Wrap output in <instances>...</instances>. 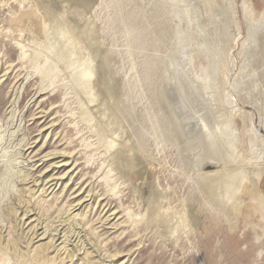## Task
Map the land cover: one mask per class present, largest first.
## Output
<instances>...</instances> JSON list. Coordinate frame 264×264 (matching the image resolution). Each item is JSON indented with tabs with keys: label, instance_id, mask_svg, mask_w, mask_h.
<instances>
[{
	"label": "rangeland",
	"instance_id": "rangeland-1",
	"mask_svg": "<svg viewBox=\"0 0 264 264\" xmlns=\"http://www.w3.org/2000/svg\"><path fill=\"white\" fill-rule=\"evenodd\" d=\"M0 264H264V0H0Z\"/></svg>",
	"mask_w": 264,
	"mask_h": 264
},
{
	"label": "bare ground",
	"instance_id": "bare-ground-1",
	"mask_svg": "<svg viewBox=\"0 0 264 264\" xmlns=\"http://www.w3.org/2000/svg\"><path fill=\"white\" fill-rule=\"evenodd\" d=\"M258 25H260V23ZM250 28H248V29H250ZM258 28H259V26H258ZM252 29H254V28H252ZM249 32L250 31H248V33ZM251 33L252 32H250L249 34H251ZM242 53H243V51H242ZM210 75H211L210 73H208L207 75H205V76H207L206 78L209 77L208 79L205 78L206 79L205 81L199 80L197 77H194V79L197 80V82H199L198 83L199 86L196 87V89L198 91V95H197V97H196V99L194 100L193 103H194V105L196 103V106L198 105L197 107L199 109L208 112V115L207 116L205 115L206 116V119L205 120L208 121V123H207V125L209 127L208 130L211 131V128L214 129V130H212L213 133L211 131L212 134L209 133L210 135L208 133H207L208 134L207 135L205 133L206 131L204 130L205 131L204 133L206 134V139L203 140V144H204L205 150H204V153L199 158V161L201 162V166H204V165L208 164V162H211V163H221L223 165H228V164H231V160L230 159L233 157V155L231 154L232 147H230V144H231L230 143V138H229V136H227V133L225 131V129L227 130V128L225 127V129H224V123L223 122L226 119L224 120L223 113H222L223 111L221 112V108L219 109V106H218V105L222 106V103L220 102V104H218V102H217L218 100L216 101L215 97H214V99L211 98V97L210 98L207 97V98H205V100H206L205 101V100L202 99V97H201L202 95H200L201 93L205 92L209 88V84H210L209 80L211 78ZM198 77H200V76H198ZM190 78L188 77V79H189L188 81L191 80ZM185 80H186V78H185ZM178 86H179V84H178ZM192 86H194V84H192ZM198 87H199V89H198ZM179 88H182V87L180 86ZM182 89L184 90V88H182ZM181 90H179V91H181ZM181 97H182V95H181ZM217 97H219V96L217 95L216 98ZM222 99H224V98H222ZM222 99H220V100H222ZM179 100H181V99H179ZM183 102H184V100H183ZM193 103L190 102L191 106H193L192 105ZM178 104H177V106H178ZM180 105H182V104H179V107H180ZM182 107L184 108V106H182ZM194 108H196V107H194ZM188 109H190V108H188ZM184 112H186L185 108H184ZM200 127H199V129H200ZM206 127H205V129H206ZM199 129H198V131H196L197 128L194 129L196 131V134L197 133H201L202 134L203 131L201 132V130L199 131ZM194 134H195V132H194ZM210 143H214V144H210ZM240 178H241L240 170H238V169H230L229 168L228 170H225V171L223 170V171L219 172V174L203 173L202 176L200 177V180L199 181L204 186H207V188L210 190V192L213 195H215L216 197L223 196V195H228L229 199L231 201H233L235 199L234 194H236L235 185L239 181ZM213 189H219V190H217V192H215L216 190L214 191Z\"/></svg>",
	"mask_w": 264,
	"mask_h": 264
},
{
	"label": "water",
	"instance_id": "water-1",
	"mask_svg": "<svg viewBox=\"0 0 264 264\" xmlns=\"http://www.w3.org/2000/svg\"><path fill=\"white\" fill-rule=\"evenodd\" d=\"M191 81H192V84H194V86H192V93H194V95H195V99H196V97H197V96H196V95H197V91H195V90H197L196 87L199 86V85H198L199 82H197V80H195V79H193V80H191ZM203 81H205V80H203ZM192 84H191V85H192ZM198 89H199V87H198ZM195 92H196V93H195ZM200 95H202L201 97H202L203 100H205V98H207V96H206V92H203V93H201ZM205 101H206V100H205ZM208 163H211V162H208ZM211 164H212V163H211ZM226 166H227V165H226ZM226 166H224V167H226ZM219 172H221V171L213 172V174H219ZM235 195H236V194H235ZM235 195H234V196H235ZM216 200H217L219 203H222V202H224V200H226V201L228 200V201H229L230 199H229L228 195H223V196H218V197H216Z\"/></svg>",
	"mask_w": 264,
	"mask_h": 264
}]
</instances>
